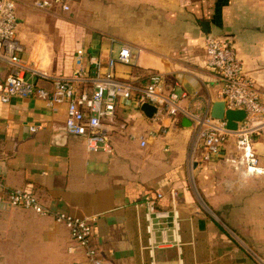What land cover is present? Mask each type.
Wrapping results in <instances>:
<instances>
[{"label": "crops", "instance_id": "crops-1", "mask_svg": "<svg viewBox=\"0 0 264 264\" xmlns=\"http://www.w3.org/2000/svg\"><path fill=\"white\" fill-rule=\"evenodd\" d=\"M33 2L15 10L27 69L66 77L80 67L93 78L98 70L89 59L104 73L116 39L137 52L136 63L117 65L116 75L143 82L158 73L160 93L175 95L183 114L147 118L134 103L118 104L103 124L112 149L107 154L64 136L65 105L34 98L0 102L1 183L31 193L51 212L95 217L91 246L111 264H264V175L239 176L224 156L202 162L200 152L192 151L186 115H209L220 101L219 82L206 68V36L231 42L264 104V0H102V26L94 31L66 29L69 17L61 14L67 11L38 10ZM4 73L1 68L0 80ZM38 84L51 87L44 80ZM233 147L231 139L225 152ZM253 148L264 168V132ZM156 193L161 208L178 213L176 244L157 247L159 233L151 236L146 229L139 205ZM166 238L171 241L169 233ZM0 264L86 262L64 225L0 205Z\"/></svg>", "mask_w": 264, "mask_h": 264}, {"label": "built area", "instance_id": "built-area-1", "mask_svg": "<svg viewBox=\"0 0 264 264\" xmlns=\"http://www.w3.org/2000/svg\"><path fill=\"white\" fill-rule=\"evenodd\" d=\"M26 0H0V69L5 73L0 80V102L9 103L13 98H34L51 105H65L64 129L68 136L84 140L89 152L111 154V144L103 128L106 121L113 119L118 104L143 103L155 106L157 119L183 114L177 106V97L160 93L161 77L158 73L149 74L143 82L121 79L115 73L117 65L132 66L136 63V50L129 44L111 39L117 50L111 48L106 71L90 78L82 68L77 67L70 76L52 77L36 74L21 62L22 46L16 39L18 22L16 6ZM71 0H34L38 10L60 7L69 10ZM114 53V55H113ZM206 68L219 82L218 98L225 110L243 111L244 119L235 130H229L225 120L212 119L208 114H186L193 134L192 151L200 152L202 162L213 161L224 156V160L239 176H262L264 168L259 164L253 148L254 140L264 132V104L254 81L248 77L230 41L215 36L204 38ZM49 82L50 89L38 84V80ZM90 85L91 91L79 87ZM185 98V94L181 95ZM132 103V104H133ZM233 140L232 153H226V145ZM225 152V154H224ZM160 193L146 197L139 206L145 208L146 229L151 236L157 232L160 241L155 246L176 244L179 232V217L175 208L163 209L158 201ZM0 205L33 211L40 216H50L55 222L64 225L75 246L82 250L86 264H111L100 258L99 252L91 246L90 237L95 217L76 218L61 212H51L41 205L29 192L8 189L0 181ZM167 233L171 241L167 240ZM69 252L73 247H69Z\"/></svg>", "mask_w": 264, "mask_h": 264}, {"label": "rangeland", "instance_id": "rangeland-1", "mask_svg": "<svg viewBox=\"0 0 264 264\" xmlns=\"http://www.w3.org/2000/svg\"><path fill=\"white\" fill-rule=\"evenodd\" d=\"M103 9L102 0H75L73 8L70 7L69 11L62 13L61 16L69 17L64 26L66 29L76 30L82 29L86 31L100 30L102 24ZM38 12L32 16H40ZM42 16H49L50 14H42ZM41 20L43 17L40 18ZM41 24V23H40ZM36 27V25H34ZM40 27V25H39ZM43 27H45L43 25ZM41 30V29H40Z\"/></svg>", "mask_w": 264, "mask_h": 264}, {"label": "water", "instance_id": "water-1", "mask_svg": "<svg viewBox=\"0 0 264 264\" xmlns=\"http://www.w3.org/2000/svg\"><path fill=\"white\" fill-rule=\"evenodd\" d=\"M202 28L205 34H207V30H208L207 23L203 24ZM140 110L147 118H151L156 113L155 106L150 105L148 103H143L140 106ZM209 116L212 119L225 120L227 124V128L233 131L236 129L237 124L244 119L245 113L243 111L225 110L224 104L221 101H219V102L213 103V105L211 106L210 112H209ZM62 132L64 136L67 135L64 128ZM199 224L200 226H202V223H199Z\"/></svg>", "mask_w": 264, "mask_h": 264}, {"label": "trees", "instance_id": "trees-1", "mask_svg": "<svg viewBox=\"0 0 264 264\" xmlns=\"http://www.w3.org/2000/svg\"><path fill=\"white\" fill-rule=\"evenodd\" d=\"M133 103V102H132ZM132 103H130V105H132ZM130 105H127V107H129ZM125 107V105H123Z\"/></svg>", "mask_w": 264, "mask_h": 264}]
</instances>
